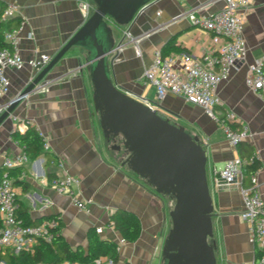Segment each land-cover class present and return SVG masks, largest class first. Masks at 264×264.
Masks as SVG:
<instances>
[{
  "label": "crops",
  "instance_id": "1",
  "mask_svg": "<svg viewBox=\"0 0 264 264\" xmlns=\"http://www.w3.org/2000/svg\"><path fill=\"white\" fill-rule=\"evenodd\" d=\"M87 1L92 3L91 0H0V13L9 2L20 8V14L2 26L1 32L20 28L19 46L26 60L40 54L53 56L86 20L82 5ZM249 2V8L242 10L247 61L219 84L217 92L222 105L215 108L219 118L227 109L235 112L234 128L248 125L251 135L237 146L228 142L219 122L202 107L173 94L157 100L155 87L144 77L154 50L162 49L172 38L180 48L179 52L186 51L198 59H203L207 52H217L225 38L192 25L188 13H213L222 7L223 0L151 1L130 31L137 36L142 32L140 26L146 22L163 24L162 27L139 38L136 43L124 41L112 64V77L119 87L148 104L157 103L158 111H165L187 123L191 134L199 136L206 149L214 204L212 240L217 243V264H252L261 254L250 240L247 222L239 215L243 208L242 186L255 185L264 200V94L249 89L245 83L247 62L264 57V0ZM113 29L116 41L122 42L128 26L113 24ZM136 45L140 55L136 54ZM79 48L73 47L62 58L48 76L55 78L53 81L26 96L0 125V174L3 158L23 151L13 135L15 128L22 118L32 119L43 132L49 148L43 147V154L13 168L11 176L17 190L20 218L36 224L57 217L65 239L73 247L86 250L88 236L92 230L96 232L98 226L103 227L102 232H96L101 238L114 242L122 238L107 221L115 209L124 208L139 216L141 232L135 241H126L120 246L115 264H166L162 251L172 227V202L123 164L125 150L112 148V143H119L120 138L114 142L104 136L93 102L89 72L86 68L80 69L85 54ZM7 75L11 87L0 97V103L23 90L34 71L25 65L20 69H8ZM253 156L258 159V167L243 179L241 185L216 183V174L228 160L240 157L246 163ZM65 174L80 178L78 188L89 211L79 209L70 197L52 187V180ZM2 264L7 263L3 261Z\"/></svg>",
  "mask_w": 264,
  "mask_h": 264
},
{
  "label": "water",
  "instance_id": "2",
  "mask_svg": "<svg viewBox=\"0 0 264 264\" xmlns=\"http://www.w3.org/2000/svg\"><path fill=\"white\" fill-rule=\"evenodd\" d=\"M93 1V12L49 63L15 97L0 103V125L26 96L55 79L48 76L73 47L82 48L86 54L80 69L89 72L104 136L114 142L120 138L121 143L112 144V148L125 150L123 164L158 193L174 199L172 227L162 251L166 264H217L208 159L199 136L162 117L143 99L125 92L112 77V64L124 45L116 41L113 24L131 29L153 0ZM162 25L146 22L140 26L142 32L128 42L150 35ZM216 178L223 183L219 173Z\"/></svg>",
  "mask_w": 264,
  "mask_h": 264
},
{
  "label": "built area",
  "instance_id": "3",
  "mask_svg": "<svg viewBox=\"0 0 264 264\" xmlns=\"http://www.w3.org/2000/svg\"><path fill=\"white\" fill-rule=\"evenodd\" d=\"M154 1V0H153ZM249 0H223L221 8L213 13L198 14L196 11L188 13L190 22L197 27L209 30L215 34L222 35L225 42L217 52H207L203 59L191 56L186 51L179 53L163 54L161 49L153 52L151 63L144 71L147 82L155 87L157 100L164 99L168 94L183 97L187 102L198 105L211 118L217 120L228 142L237 146L241 141L251 135L248 125L243 124L240 128H234L237 116L234 111L227 109L225 115L219 118L215 108L222 105L217 89L221 82L227 80L233 70H237L247 61L248 50L244 37V13L248 9ZM94 6L90 1L84 2L82 12L87 18ZM20 14L19 6L9 2L0 13V24L8 22ZM20 28L3 31V40L9 46L0 47V97L6 95L11 87L10 78L7 75L8 69H20L28 65L34 74L39 72L51 60L49 54H40L29 60L23 58L19 46ZM123 41L134 39L130 29L123 32ZM134 40L133 43L137 42ZM121 49V48H120ZM136 54L141 51L136 45ZM247 73L245 83L249 89L264 94V57H259L247 62ZM157 108V103H150ZM0 107V113L2 112ZM33 126L43 141L44 149L49 144L43 132L34 124L32 119L24 117L14 132L24 133ZM29 160L24 151L7 155L3 158V172L0 175V251L8 250L15 254L22 251L32 252L34 246L40 242H52L55 230L60 227L57 217L44 219L36 224H26L19 217V204L17 201V190L9 169L15 166H23ZM243 161L240 157L228 160L219 171L220 178L215 181L220 184H242L244 179ZM24 174V173H23ZM80 178L75 175L65 174L52 180V187L60 194L70 197L72 202L81 210L89 211L87 201L83 200L79 190ZM243 208L240 217L248 224L250 240L258 246L260 256L252 264H264V200L259 189L254 185L250 188L241 187ZM114 228L113 224H108ZM96 232L103 230L102 226L96 227ZM126 242L123 237L118 240L117 249ZM99 264H115V261L108 257H99L96 260ZM3 261H0L2 264ZM63 264H86L77 261H65Z\"/></svg>",
  "mask_w": 264,
  "mask_h": 264
},
{
  "label": "trees",
  "instance_id": "4",
  "mask_svg": "<svg viewBox=\"0 0 264 264\" xmlns=\"http://www.w3.org/2000/svg\"><path fill=\"white\" fill-rule=\"evenodd\" d=\"M11 21L9 20L4 24H0V47L9 46V43L3 40L1 28ZM7 28L10 29V25H8ZM173 39L174 38H172V41ZM172 41L161 49L163 54L166 55L171 51H180V48ZM13 135L30 159H35L45 152L42 138L33 126H29L23 134L13 132ZM257 167L258 159L256 156H253L249 161H246L244 165V178L247 179ZM12 172L13 168L9 169L10 175ZM13 183L15 184V182ZM23 222L26 224H35V222L28 220ZM110 223L113 224L114 228L120 232L126 241H135L140 235V218L130 210L124 208L115 209L108 217L107 224ZM99 257H108L117 262L119 259L117 243L112 240L101 238L92 230L88 236V246L86 250L79 246L73 247L61 234L60 227L55 230L52 242H40L34 246L32 252L22 251L19 254H15L8 250L0 251V261L3 260L7 264H63L65 261L99 264L96 262Z\"/></svg>",
  "mask_w": 264,
  "mask_h": 264
},
{
  "label": "rangeland",
  "instance_id": "5",
  "mask_svg": "<svg viewBox=\"0 0 264 264\" xmlns=\"http://www.w3.org/2000/svg\"><path fill=\"white\" fill-rule=\"evenodd\" d=\"M91 1H92L93 6H94V9H95L96 5H95V3H94L93 0H91ZM92 12H93V11H92ZM79 49H80V48H79ZM82 51H83L84 54H86V51H85V50L82 49ZM158 112H159V114H160L162 117H164V118H168L172 123H175V124H178V125H183V126L186 128V130L190 132L189 129H191V128H190L189 126H187V123L183 122L181 119L177 118V117L174 116V115L168 114V113H166L165 111H162V110H159ZM190 133H191V132H190ZM119 143H121V140L119 141ZM112 144H113V143H112ZM122 160H124V158H122ZM167 196H168V198L171 200V202H172V206H173V205H174V199H173L171 196H169V195H167Z\"/></svg>",
  "mask_w": 264,
  "mask_h": 264
}]
</instances>
